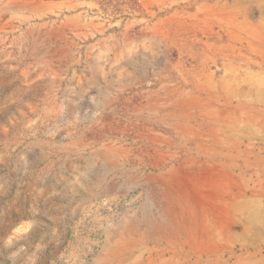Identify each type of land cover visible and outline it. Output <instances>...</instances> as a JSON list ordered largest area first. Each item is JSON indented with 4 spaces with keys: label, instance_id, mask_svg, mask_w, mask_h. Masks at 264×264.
<instances>
[{
    "label": "rangeland",
    "instance_id": "374dc122",
    "mask_svg": "<svg viewBox=\"0 0 264 264\" xmlns=\"http://www.w3.org/2000/svg\"><path fill=\"white\" fill-rule=\"evenodd\" d=\"M260 53L264 0H0V264H180L165 193Z\"/></svg>",
    "mask_w": 264,
    "mask_h": 264
},
{
    "label": "crops",
    "instance_id": "0c3cea01",
    "mask_svg": "<svg viewBox=\"0 0 264 264\" xmlns=\"http://www.w3.org/2000/svg\"><path fill=\"white\" fill-rule=\"evenodd\" d=\"M247 102L227 107L226 129L187 156L168 186L162 218L180 250L165 262L264 264V96Z\"/></svg>",
    "mask_w": 264,
    "mask_h": 264
}]
</instances>
